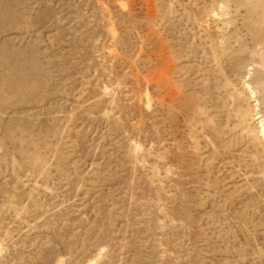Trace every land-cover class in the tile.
I'll use <instances>...</instances> for the list:
<instances>
[{"label":"rangeland","instance_id":"rangeland-1","mask_svg":"<svg viewBox=\"0 0 264 264\" xmlns=\"http://www.w3.org/2000/svg\"><path fill=\"white\" fill-rule=\"evenodd\" d=\"M262 132L264 0H0V264H264Z\"/></svg>","mask_w":264,"mask_h":264},{"label":"bare ground","instance_id":"bare-ground-1","mask_svg":"<svg viewBox=\"0 0 264 264\" xmlns=\"http://www.w3.org/2000/svg\"><path fill=\"white\" fill-rule=\"evenodd\" d=\"M260 4V3H259ZM195 18V17H194ZM197 19V18H196ZM159 40V39H158ZM261 40V39H260ZM262 41V40H261ZM241 51V50H240ZM173 62V61H172ZM167 73V71H166ZM159 80V79H158ZM169 80V79H168ZM174 84V83H173ZM158 87V86H157ZM262 130H263V127H262ZM263 136H264V133L262 132Z\"/></svg>","mask_w":264,"mask_h":264}]
</instances>
